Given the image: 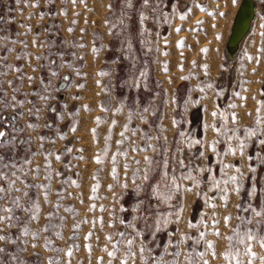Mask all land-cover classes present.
<instances>
[{"label":"rangeland","instance_id":"rangeland-1","mask_svg":"<svg viewBox=\"0 0 264 264\" xmlns=\"http://www.w3.org/2000/svg\"><path fill=\"white\" fill-rule=\"evenodd\" d=\"M199 1L191 0L185 5L184 0H150L149 6L145 7L143 0H131L132 6L128 7L126 0H83V2L75 0V3L72 0H51V2L49 0H19V3L17 0H0V15L4 17L0 25L5 31L0 37L6 38L0 40V45H2L0 55L7 56V61L0 62V65L7 63L22 68L21 73L9 71L7 76H0V83L7 91L8 99L15 95L17 100L33 101V104L6 110L0 104V116L8 115L6 119L4 117L0 119V131L7 127L8 135L5 139L13 140L14 145V147H0V155H3L6 161L14 158L22 164L23 159L41 150L40 142L36 137L44 135L55 140V143L45 142L43 151L51 150L62 157L60 161H57L55 156L49 157L52 170H54L50 172L51 181L45 180L44 155H37L31 166H25L26 168L41 166L39 179L33 181L30 174L29 183L51 184L49 198L52 203L46 202L41 195L40 219L33 221L30 228H43L49 223L47 214L55 211L53 204L59 202L61 207L52 220L53 228L49 232L42 233L39 240L33 241L31 237L26 238L30 241L27 244V251L22 250L20 243L0 242V247L6 249V253L0 254L4 264H46L48 259L56 260L59 264H66L68 258L64 256V253H56L52 251V248L68 249L70 246L73 251L71 264H97L100 257L104 258L102 264H107L109 258L103 251L106 234L125 231V229L118 222L115 228L109 227L110 211H100L99 205L102 204L105 208L114 210L117 216L129 221L135 215L132 209L138 200L144 199L148 204H156V201L148 195L147 184L145 191L138 197L133 192L134 185L128 179L136 167H143L145 154L155 155L151 151L133 152L134 143L143 147L144 134L158 135L160 127L166 129L164 135L168 137L172 148L175 147V141L181 139L178 133L182 130L192 133L199 139L205 135L204 124L217 126L221 124L220 118L212 117L213 111L225 114L234 111L239 119L241 133L245 127L254 126L258 101L264 100V35H261L264 33V0H255L258 7L255 26L233 61L227 58L225 46L231 32L234 15L242 0H237L235 4L233 0H209L208 4ZM141 13L149 17L143 23H141ZM182 15L185 19H180ZM28 27L31 28V32L28 31ZM177 28L180 29L179 32L176 31ZM110 29L111 34H109ZM125 37L131 42L130 51L124 43ZM12 41L16 43L13 44ZM180 41H183L182 48L178 46ZM21 42H25L27 47ZM80 44L85 46L81 48ZM93 47L99 50L98 55L92 52ZM10 48L14 51L9 52ZM149 48L151 51H148ZM202 49H207V52ZM165 52L167 55L163 54ZM18 55L21 59H17ZM36 56H46L51 60L55 58L57 63L51 65V68L59 72V77H50L49 68L42 66L48 61L43 58L37 60ZM81 56L83 59L79 58ZM65 62L70 63L72 68L58 67L60 63ZM165 64L167 72L163 70ZM34 68L37 70L33 71ZM76 69L86 73V77L77 76ZM143 69L147 71L146 78H140L139 87H133L132 81ZM0 70L6 71V69ZM101 70L108 71L110 75L98 76L97 73ZM65 74L70 75V81L65 87L67 99L60 102L59 92H56L54 93L55 99L49 102V107H53L54 104L57 106L56 113L45 110L40 113L41 119L39 120L29 115L27 111L29 108H42L44 105V102L37 96L31 95L37 90L43 94L41 78L45 82L51 79L53 85L59 86ZM29 75L34 78L32 82L27 79ZM17 76H23L24 79L19 80ZM182 77H189V79H182ZM8 80L12 81L11 86L8 85ZM97 80L101 81V85H97ZM73 82L76 85L83 83L85 87L78 89L73 86ZM209 83L214 87L207 88ZM105 86L110 89L111 95L101 91V88ZM13 88H19L20 91L14 93ZM201 88H204V92L200 91ZM236 92H239L240 96L234 95ZM77 96L80 99H74ZM121 100L125 101L126 107L124 111L116 112L118 101ZM172 100L175 103H172ZM100 104H104L108 111H102ZM230 104H235L237 107L232 109L229 107ZM83 105H87L91 111L84 109ZM144 107L149 108V112L144 113L147 123L139 118L138 113V110ZM129 111L133 113L131 121L128 120ZM20 112L24 113L22 117L17 116ZM153 112L155 115L152 114ZM11 115H15L16 119L13 120ZM60 116L63 117L62 120ZM97 117L102 120L99 125L95 122ZM173 118L179 121L178 125H173ZM113 121L116 122L114 125ZM30 122L39 125L49 122L52 127H39L37 130H32L27 128ZM126 124L128 125L127 130L125 129ZM13 126L16 129L23 128L24 131L14 132ZM71 127L76 128L74 133L70 131ZM93 128L96 129L95 135L91 131ZM133 129H136L135 135L132 134ZM122 131L128 139L120 136ZM49 133L52 136H49ZM59 133H66L67 138L59 139ZM215 136L214 131L206 133L208 141H212ZM29 137L32 138L33 143L30 145L21 143ZM106 137H110L107 143ZM120 140H124L123 144L117 143ZM153 143L158 142L153 141ZM232 143L235 144V141ZM217 147L219 152L227 150L226 143H221ZM66 148H71L72 152L67 153ZM81 149L83 151H79ZM105 149H107L106 152ZM125 150L128 156H121L119 153ZM200 150V146L197 145L192 149V154ZM96 155L103 158L102 165L95 162ZM114 155L119 162L115 167L121 182L127 180L129 184L127 190L120 187L111 175L114 166L111 158ZM189 155L188 150L185 149L186 162ZM206 155L207 160L203 163L211 164L219 177L222 166L214 162L210 151ZM79 156H83L84 159H77ZM248 156H252L253 159L249 161ZM257 156L264 157V145L259 144L257 139H252L248 142L244 157L240 155L223 157L226 163L243 164L242 171L245 179L239 197L230 193L227 209L218 207L217 215L231 214L235 217L238 214L234 205H242L250 198L253 175L255 186L258 189L253 202L261 204L264 201V195L259 191L264 188V163L256 159ZM133 157L140 160L141 164L133 163ZM195 163L199 164L201 161H195ZM125 164H132L127 174H125ZM249 164L256 167L255 173L249 171ZM66 165L68 167H65ZM57 172L62 175H56ZM204 175L207 178L208 174ZM73 180L77 182L78 187L71 183ZM97 183L99 189L96 195L99 199L93 201L90 199L91 188ZM109 185H114L111 191L108 189ZM19 186L23 187V184ZM57 192H63V198L59 197ZM35 194L36 190L30 192V195L35 196ZM120 194H123L121 200L114 199ZM209 195L215 196L216 193L211 192ZM81 198L83 203H81ZM176 202V200L172 201L173 205ZM215 202L218 205L221 203L218 199ZM92 203L97 204L95 212L88 210ZM184 203L186 207L179 227L182 232L191 231V234L195 235L196 230H189L186 227V221L198 222L201 213L206 212L211 215L213 210L206 207L201 199L192 194L185 196ZM121 205L128 211L120 212ZM69 207L75 211L66 212L64 210ZM143 207L146 208L147 204ZM168 210L166 205H159L160 212L164 213ZM146 215L148 216L147 221L138 219L136 227L144 230V239L148 241L151 240L152 228L155 224V209ZM61 217L64 219L61 220ZM96 218H103V227L97 224L93 228L91 223H82L74 233L73 225L77 221L85 219L92 221ZM237 224V220L231 221L232 226ZM175 228L176 224H169L165 231L156 233V239L152 240L148 247L153 248L159 243L160 247L155 249L156 253H159L166 246L167 233ZM219 228L221 232L231 234L222 220ZM90 231L94 235L86 239ZM6 232L14 239L18 229H6ZM56 232H60L63 239L57 237ZM43 236H48L53 244L45 247ZM97 237H99L98 240ZM208 239L217 241L218 254L224 250L226 241L217 240L215 236H209ZM32 242L37 244L35 249L31 247ZM89 244L92 246L91 252L87 247ZM254 250L264 255V249L258 245L254 247ZM11 256L17 259L12 260ZM208 260L211 264H224L222 259H213L211 255L208 256ZM115 264H119V261ZM136 264H142V260L137 258ZM256 264L260 262L256 261Z\"/></svg>","mask_w":264,"mask_h":264},{"label":"snow or ice","instance_id":"snow-or-ice-1","mask_svg":"<svg viewBox=\"0 0 264 264\" xmlns=\"http://www.w3.org/2000/svg\"><path fill=\"white\" fill-rule=\"evenodd\" d=\"M51 2V0H49ZM75 3V0H72ZM83 2V0H81ZM150 0H143V5L145 7L149 6ZM237 0H233L235 4ZM19 3V0H17ZM128 7H131V0H126ZM111 8V5H109ZM220 15H224L220 13ZM141 23L149 19L144 13L140 14ZM180 19H185V16H181ZM110 23V21H106ZM123 24V21H121ZM126 27V26H125ZM28 31L31 32V28L28 27ZM71 31V29H69ZM147 30L145 29V32ZM177 32L180 31L179 28L176 29ZM111 34V29L109 30ZM264 35V33H261ZM6 39L5 37H0V40ZM13 44L16 41H12ZM24 46L27 47L25 42ZM35 45V40L33 41ZM124 43L127 44V48L130 51L132 48L130 40L125 37ZM43 47V45H40ZM85 45L80 44L79 47H84ZM179 47H183V41L178 42ZM2 47V45H0ZM9 52L14 51V49H8ZM148 51H151L149 48ZM202 51L207 52V49H202ZM92 52L99 54V50L95 47L92 48ZM167 55V52L163 53ZM41 58L48 61L43 67H48L50 72V77L56 78L59 77V72L52 69L51 65H56V60H51L49 57L36 56L35 59L40 60ZM83 59V57H79ZM17 59H21L18 55ZM27 59V57H24ZM62 59V57H61ZM249 59H253L249 57ZM7 56L0 55V62H6ZM72 68L70 63H60L59 68L63 67ZM135 66V65H133ZM207 69V65L204 66ZM0 76H7L9 71L15 73H21L22 68L15 67L11 64L3 63L0 65ZM37 69H33L36 71ZM163 70L167 72V65H164ZM77 76L86 77V73H82L80 69L75 70ZM100 77H105L110 75L106 70H101L97 73ZM147 71L143 69L139 72L138 77L132 81L133 87L140 86V78H146ZM17 79L23 80V76H17ZM29 82H32L34 78L32 76H27ZM182 79H189V77H182ZM70 78L65 75L63 77L64 86L67 87ZM8 85H12V81H7ZM41 88L43 89V94L41 91H33L31 95L37 96L39 100L44 102L42 108H29L28 114L35 116L37 120L41 119L40 113L47 110L52 113H56L55 107H49V102L55 99L54 93L61 91L59 86L53 85L51 79L47 82L43 78L40 80ZM97 85H101V81H96ZM78 89L85 87L83 83L74 84ZM207 88L211 89L214 87L213 84L209 83ZM51 90V91H49ZM19 88H13V92H19ZM101 91L107 95H111V91L108 87H102ZM201 92H204V88L200 89ZM236 96H240L239 92L234 93ZM27 96V94H25ZM74 99H80V97H74ZM241 99H245L241 97ZM175 103L174 100L171 101ZM167 103V102H166ZM0 104L3 105V109L8 108L15 109L16 107H23L25 104H33V101L30 100H17L16 96L13 95L8 99V93L3 88L2 83H0ZM65 109L67 105H64ZM99 107L102 111L107 112L108 108L104 104H100ZM126 107L125 101H118V106L116 112L124 111ZM230 108L235 109L237 105L230 104ZM83 108L91 111L87 105H83ZM149 108L144 107L142 110H138L139 118L147 123V117L144 113H148ZM256 117L254 119V126L245 127L243 133H241V127L239 125V119L237 114L233 111L230 114H225L224 112L213 111L211 113L213 118H220L221 124L219 126L215 124H204V132L201 138L197 139L192 133L186 131H180L178 133L181 139L175 141V147L172 148L169 145L168 137L164 135L166 129L163 127L159 128V134L152 136L148 133H145L142 137L145 141L144 146L141 147L134 143L132 151H139L141 153H146L151 151L154 153V156H148L145 154L143 156V167H136L132 172L131 177L128 179L131 180L133 187V192L139 197L140 193L145 191V185H148V195L151 199L156 201V204H148L144 199L138 200L136 206L132 209L133 215L132 219L125 221L122 217L116 215L114 210H109L104 207V205H99L100 211H110V221L108 223L109 227L115 228L116 223L118 222L123 226L125 231L112 232L108 233L105 236L106 243L103 247V251L106 252L108 256L107 264H115L116 261H119V264H136L137 258L142 260V264H211L208 260V256L211 255L213 259H222L224 264H256V261H259L260 264H264V255L258 254L254 250V247L258 245L261 249H264V201L261 204H255L253 202L254 198L257 195L258 189L255 186V176L252 177V187L249 192V199L244 204H236L234 207L238 210V214L233 217L231 214L226 216H219L216 213L218 207H223L227 209L229 195L234 193L239 197L240 192L243 189V181L245 179V174L242 171L243 164L235 165L226 163L223 157L227 155H240L241 157L245 156V150L248 147V142L252 139H257L258 143L264 145V101H258V107L256 109ZM155 115V112L152 113ZM23 112L17 113V116L22 117ZM71 115V114H70ZM251 115V113H249ZM61 120L62 116L59 117ZM133 118V113L129 111L128 120L131 121ZM0 119H3L0 116ZM16 117H13L15 120ZM98 125L102 122L100 117L96 118L95 121ZM173 125L176 126L179 124L175 118H173ZM116 122L113 121V125ZM232 126H229V125ZM39 127L51 128L52 125L49 122H45L43 125L38 123L30 122L27 124V128L32 130H37ZM128 125H125L127 130ZM13 131H24L23 128L16 129L13 126ZM71 132H75L76 128L71 127ZM93 135L96 133V129L92 130ZM207 131H214L216 133L215 138L212 141H208L206 138ZM136 129L132 130V134L135 135ZM8 134L5 131H0V147L12 146L13 140H6L5 137ZM120 136L124 139H128L125 135V132H121ZM58 138L63 140L67 138L66 133H59ZM14 139V138H13ZM36 139L40 142V149L37 152H33L30 157L23 159L21 164L19 161L14 158H9L7 161L3 155H0V242L22 245V250L27 251V244L30 242L26 238L31 237L32 240H39L42 237V233L49 232L52 228V220L58 214V211L61 207L59 202L53 204L55 211L49 212L47 214V219L49 223L43 228L32 229L30 225L33 221L40 219V212L42 206L40 204V197L43 196L44 200L48 203H52L49 198V192L51 190V184H38V183H29L28 177L31 174L33 181L39 179L41 173V166L37 165L35 167H25L31 166L34 163L35 157L37 155H44L46 161V167L44 168L45 180L51 181L52 175L50 172L54 171L51 167V162L49 157L55 156L57 161L61 160V155L56 154L53 151L49 150L47 152L43 151V145L45 142L55 143V140H51L49 137L40 135ZM110 137H106V143ZM157 141L158 143H153ZM235 141V144L232 142ZM34 141L31 137L26 141H21V143L31 144ZM124 140L117 141L119 144H123ZM221 143L227 144V150L225 152L218 151V145ZM197 145L200 146L201 150L192 154V149ZM185 149L189 152V158L187 162L184 158ZM67 153H71V148H66ZM79 151H83L82 149ZM107 149H105V152ZM210 151L213 154V160L216 164L221 165L219 177L216 174V170L212 167L211 164L203 163L207 160L206 153ZM121 156H128L127 150L119 153ZM158 157V158H156ZM77 159H84L83 156L77 157ZM113 163V168L111 175L114 180L117 181L120 187L127 190L129 184L127 180L121 182L119 173L115 165L119 162L116 160L115 155L111 158ZM247 159L251 161L252 156H248ZM256 159L260 160L261 163H264V157L257 156ZM195 161H201V163H195ZM95 162L102 165L104 163L103 158L100 155L95 156ZM133 163L140 165L141 161L136 160L133 157ZM65 167H68L67 165ZM124 168L127 170L132 168V164H125ZM179 169V171L177 170ZM250 172L255 173L256 167L251 164L248 165ZM19 173V174H18ZM205 173H207V178H205ZM235 173V174H232ZM56 175H62L61 173H56ZM155 177V180H153ZM137 181H140L137 183ZM151 182V183H149ZM67 183V181H65ZM72 184L79 186L76 181H71ZM19 184H23V187H20ZM206 186V190H205ZM114 185H109L108 189L111 191ZM99 189V184L97 183L91 188L92 196L90 199L95 201L99 199L96 195ZM32 190H36L35 196L30 195ZM262 195H264V188L259 190ZM215 192V196H210L209 193ZM187 194L195 195L197 198L201 199L204 205L213 210L212 214L204 212L200 214L199 221L193 222L192 220L186 221V227L191 230L195 229L196 234H191L189 232H182L179 225L185 211L184 198ZM57 195L63 198V192H57ZM177 197L179 199L177 200ZM123 198V194L115 196L114 199L117 201ZM219 200L221 203L218 205L215 201ZM176 200V204L173 205L172 201ZM81 203L83 200L81 198ZM147 204V207H143ZM159 205H166L169 209L167 212H160ZM155 209V224L152 228L151 240L146 241L144 239L145 232L143 229L136 227V221L144 220L147 221L148 216L146 213H152ZM174 209V210H173ZM66 212H74L75 210L71 207L64 209ZM89 211L95 212L97 210V204L92 203L89 205ZM120 212L128 211L124 208L123 205L120 206ZM247 213L248 215H244ZM25 217H27L25 219ZM61 220L64 218L61 217ZM235 219L238 221L236 226L231 225V221ZM221 220L225 226L229 229L231 234H226L220 231L219 225ZM82 223H91L93 228L97 224H100L101 227L104 226L103 218H96L92 221L87 219L83 221H77L73 225L74 233L78 230ZM176 224V228L173 231L167 233V243L166 246L161 249L159 253H156L155 249L159 248L160 245L157 243L155 247L150 248L148 244L152 240L156 239V233L165 231L169 224ZM18 229V232L15 238H11L10 235L6 232V229ZM130 230V231H129ZM55 235L60 239H63V235L60 232H56ZM94 235L93 232L87 234L86 239L91 238ZM209 236H215L217 240L226 241L225 248L219 254L216 251L217 241L208 239ZM71 238V237H70ZM99 237H97V240ZM44 246L49 247L53 244V241L48 236H43ZM31 247L35 249L37 244L32 242ZM89 252H91V245H87ZM52 251L56 253H64V256L67 257L66 264H71V258L73 257L72 247L68 249L62 248H52ZM6 253L4 247H0V254ZM10 259L16 260L17 257L11 256ZM104 261L103 257L98 258L97 264H102ZM0 264H4L2 256H0ZM46 264H59L58 261L53 259H48Z\"/></svg>","mask_w":264,"mask_h":264},{"label":"water","instance_id":"water-1","mask_svg":"<svg viewBox=\"0 0 264 264\" xmlns=\"http://www.w3.org/2000/svg\"><path fill=\"white\" fill-rule=\"evenodd\" d=\"M254 0H243L233 21L231 34L228 40V45L239 41L250 28L251 20L254 17ZM68 77L69 74H66ZM62 81L60 88H63Z\"/></svg>","mask_w":264,"mask_h":264},{"label":"bare ground","instance_id":"bare-ground-1","mask_svg":"<svg viewBox=\"0 0 264 264\" xmlns=\"http://www.w3.org/2000/svg\"><path fill=\"white\" fill-rule=\"evenodd\" d=\"M189 1H191V0H184L185 5H186ZM242 1H243V0H242ZM242 1H241V3H242ZM199 2H204V3H207V4H208L209 0H200ZM241 3H240V5H241ZM254 3H255V5H254V17H253V19L251 20L250 28H249L248 32L245 33V35H244L239 41H237V42H235V43H233V44H230V45H228V41H227V43H226V46H225V53H227L226 56H227V58H228L230 61H233V60L236 58V56L239 54V52L241 51V49H242L244 43L247 41L248 35L251 33L252 29L254 28L253 26H255L254 22H255V19H256V16H257L258 7H257V2H256L255 0H254ZM240 5H238V6L240 7ZM239 7H238V9H239ZM237 11H238V10H237ZM235 12H236V11H235ZM236 13H237V12H236ZM235 15H236V14H235ZM235 15H234V16H235ZM232 26H233V25H232ZM231 30H232V28H231ZM230 34H231V32H230ZM229 37H230V35H229ZM228 40H229V38H228ZM238 67H239V65H238ZM263 101H264V100H263Z\"/></svg>","mask_w":264,"mask_h":264},{"label":"built area","instance_id":"built-area-1","mask_svg":"<svg viewBox=\"0 0 264 264\" xmlns=\"http://www.w3.org/2000/svg\"><path fill=\"white\" fill-rule=\"evenodd\" d=\"M2 19H4V17L2 16L1 17V15H0V23L3 21ZM4 33H5V31L2 29V26L0 25V35H4ZM52 60H55V58H53ZM66 75V74H65ZM64 75V76H65ZM63 76V77H64ZM70 76V75H69ZM70 78V77H69ZM62 81H63V78H62ZM61 81H60V83H59V87L61 86ZM68 85V84H67ZM65 87H63V88H61V91H59V93H58V100L60 101V102H63V101H65L66 99H67V93H66V91H65ZM53 107H55V108H57V106L54 104L53 105ZM11 116H13V117H15V115H11ZM3 117L6 119V117H8V115L7 114H3ZM8 125H9V123H8ZM8 130V128L7 127H4V129H3V131H7ZM7 133V132H6ZM49 136H52V134L51 133H49Z\"/></svg>","mask_w":264,"mask_h":264}]
</instances>
